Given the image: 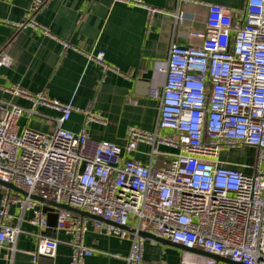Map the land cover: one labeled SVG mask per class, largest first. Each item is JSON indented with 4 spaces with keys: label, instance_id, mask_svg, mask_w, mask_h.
<instances>
[{
    "label": "built area",
    "instance_id": "obj_1",
    "mask_svg": "<svg viewBox=\"0 0 264 264\" xmlns=\"http://www.w3.org/2000/svg\"><path fill=\"white\" fill-rule=\"evenodd\" d=\"M189 2L204 5L208 15L202 31L189 33L200 43L183 45L176 33L188 20L196 21L183 9ZM42 4L36 0L27 22L17 27H38L30 15ZM170 15L174 34L160 69L164 83L150 91L159 101L157 126L152 132L131 127L125 147L102 141L89 153L86 129L73 133L62 128L77 109L42 93L6 88L32 106L0 102V180L25 193L3 187L0 251L7 244L15 251L23 233L11 224L10 210L17 206L32 211L31 222L41 230L33 259L55 256L58 240L46 235L51 226L43 211L52 206L34 199L39 197L98 217L94 228L99 234L129 240L126 264L144 262L147 238L141 233L235 264H264V0H247L240 10L178 0ZM104 57L98 53L93 59L106 71L111 67ZM11 63L0 58V66ZM37 107L62 114L55 130L20 132L19 119L36 115ZM84 113L86 124L102 120L96 113ZM140 143L150 147L147 166L128 158ZM162 147L174 152H161ZM241 147L256 150L254 163L236 167L222 161L223 152ZM159 157L168 160L159 166ZM53 208L56 228L72 236L71 264H85L98 252L85 245L86 219ZM132 219L136 226L129 228ZM193 256V262L184 263L226 264Z\"/></svg>",
    "mask_w": 264,
    "mask_h": 264
},
{
    "label": "crops",
    "instance_id": "obj_2",
    "mask_svg": "<svg viewBox=\"0 0 264 264\" xmlns=\"http://www.w3.org/2000/svg\"><path fill=\"white\" fill-rule=\"evenodd\" d=\"M35 1L0 0V58L6 56L12 61L10 66H0V102L29 109L30 101L6 92V88L18 86L73 106L77 110L62 128L73 133L86 129L89 153L102 141L125 147L131 127L154 131L159 120V101L150 96V91L164 83L160 69L165 67L173 40L174 21L170 14L177 10L178 0H42L40 9L30 15L38 27L18 28L27 22ZM190 1L220 4L235 10L243 9L247 2ZM152 9L159 11L151 14ZM183 9L188 18L194 16L196 21L188 20L176 33V40L183 45L198 44L200 40L190 39L189 33L204 29L207 8L189 2ZM64 43L70 47L65 48ZM98 53H104L105 63L111 69L103 70L93 59ZM85 111L98 114L102 120L86 124ZM36 113L19 119L20 132L29 128L50 134L62 115L45 107H37ZM160 151L174 152L168 147ZM233 151L223 152L222 161L236 167L247 164L241 156L233 155ZM128 158L147 166L150 147L140 143ZM167 160L159 157V166ZM3 193L0 186V203ZM38 209L42 210L40 206ZM50 209L47 215L51 230L46 235L58 240L55 256L33 259L40 227L31 222L32 211L22 212L13 206L11 224L19 226L23 233L18 237L15 251L11 244L0 251V264H71L72 248L68 242L72 236L56 228V212L53 207ZM77 216L87 221L85 245L98 251L85 264H126L129 240L99 234L94 228L95 219ZM135 226L132 219L129 228ZM193 253L180 246L147 239L143 264H185V260L191 263Z\"/></svg>",
    "mask_w": 264,
    "mask_h": 264
},
{
    "label": "water",
    "instance_id": "obj_3",
    "mask_svg": "<svg viewBox=\"0 0 264 264\" xmlns=\"http://www.w3.org/2000/svg\"><path fill=\"white\" fill-rule=\"evenodd\" d=\"M0 186L6 187V188H8V189H11V190L17 191V192H19V193L22 194V195H25V193H24L23 191H21V190L15 188L12 184H8V183H5V182H2L1 180H0ZM34 199H35V200H38V201H41V202H44V203H46V204H48V205H50V206H52V207H55V208L66 209V210H69V211H71V212H73V213H75V214H77V215H80V216H83V217H89V218H92V219H95V220H99V218L96 217V216H94V215H91V214H89V213H87V212H83V211H80V210H77V209L71 208V207H69V206L59 205V204L52 203V202H47V201H45V200H43V199H41V198H39V197H34ZM49 210H51V209H50L48 206L44 207V209H43L44 212H47V211H49ZM56 217H57V216H56ZM141 235H142L143 237H146L147 239H154V240H156V242H165V243L173 244V245H175V246H179V245H176V244L172 243V242L169 241V240L159 239V238H156V237H154V236H152V235H150V234H147V233H141ZM180 247L183 248L184 250L189 251V252H195V253H199V254H202V255H205V256H208V257L215 258L216 260H218V261H220V262H223V263H226V264H235V263L231 262L230 260H225V259H221V258H219V257H217V256H213V255L205 254V253H203V252H201V251H199V250L189 249V248H184V247H182V246H180Z\"/></svg>",
    "mask_w": 264,
    "mask_h": 264
},
{
    "label": "rangeland",
    "instance_id": "obj_4",
    "mask_svg": "<svg viewBox=\"0 0 264 264\" xmlns=\"http://www.w3.org/2000/svg\"><path fill=\"white\" fill-rule=\"evenodd\" d=\"M233 155L241 156L244 162L247 164H252L255 161L256 150L250 147H241L233 151Z\"/></svg>",
    "mask_w": 264,
    "mask_h": 264
}]
</instances>
